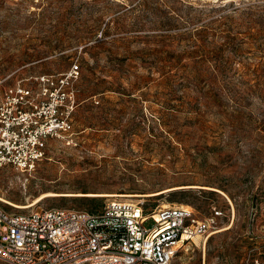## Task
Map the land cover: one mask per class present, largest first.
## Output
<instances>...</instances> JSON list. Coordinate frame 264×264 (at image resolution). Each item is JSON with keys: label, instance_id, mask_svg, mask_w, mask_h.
<instances>
[{"label": "rangeland", "instance_id": "obj_1", "mask_svg": "<svg viewBox=\"0 0 264 264\" xmlns=\"http://www.w3.org/2000/svg\"><path fill=\"white\" fill-rule=\"evenodd\" d=\"M75 59L76 143L52 140L31 174L0 167L4 207H217L172 264L264 260V0H0V88Z\"/></svg>", "mask_w": 264, "mask_h": 264}, {"label": "built area", "instance_id": "obj_2", "mask_svg": "<svg viewBox=\"0 0 264 264\" xmlns=\"http://www.w3.org/2000/svg\"><path fill=\"white\" fill-rule=\"evenodd\" d=\"M80 77L75 59L65 71L0 88V167L31 174L52 140L76 143ZM223 215L217 207L200 218L190 205L148 208L144 201L118 198L91 211L52 207L10 212L0 199V264H172L184 244L205 242ZM250 264L264 260L254 258Z\"/></svg>", "mask_w": 264, "mask_h": 264}, {"label": "bare ground", "instance_id": "obj_3", "mask_svg": "<svg viewBox=\"0 0 264 264\" xmlns=\"http://www.w3.org/2000/svg\"><path fill=\"white\" fill-rule=\"evenodd\" d=\"M162 192H164V191H162ZM159 193L160 192H155V193H152V194H149V195H157ZM57 194L58 193L47 192V193L42 194L40 197L36 198L33 202H30L27 205H19V204H14V205L17 206V207H20L21 209H28V208H31V207L35 206L36 204H38L45 197H47V196H55ZM78 195H81V194H78ZM86 195H89V196H91V195H98V196H106V197H130V196H133L132 194H119V193H102V194L88 193ZM0 199L2 201H5V202L7 201L6 199H4L2 197H0ZM180 205H181L180 203H175V204H172V203H164L162 207L180 206ZM212 233H210L209 236H211Z\"/></svg>", "mask_w": 264, "mask_h": 264}, {"label": "trees", "instance_id": "obj_4", "mask_svg": "<svg viewBox=\"0 0 264 264\" xmlns=\"http://www.w3.org/2000/svg\"><path fill=\"white\" fill-rule=\"evenodd\" d=\"M182 192L184 193V192H187V191H182Z\"/></svg>", "mask_w": 264, "mask_h": 264}]
</instances>
